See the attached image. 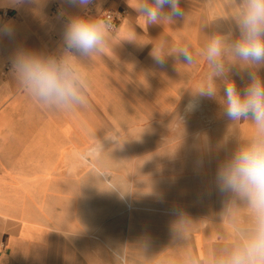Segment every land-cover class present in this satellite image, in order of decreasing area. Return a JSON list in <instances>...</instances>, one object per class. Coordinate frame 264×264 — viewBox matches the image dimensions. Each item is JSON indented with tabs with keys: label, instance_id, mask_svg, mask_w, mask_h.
<instances>
[{
	"label": "crops",
	"instance_id": "crops-1",
	"mask_svg": "<svg viewBox=\"0 0 264 264\" xmlns=\"http://www.w3.org/2000/svg\"><path fill=\"white\" fill-rule=\"evenodd\" d=\"M135 6V0H93L88 6L90 16L122 8L126 13L111 31L105 53L87 61L90 107L64 113L31 102L16 85L11 62L21 49L57 54L68 16L81 9L66 0H0V25L11 28V35L0 34V264H116L117 252L127 264H171L182 251L171 233L176 210L192 220L187 246L197 253L228 228V221L219 219L225 197L215 175L237 146L239 133L249 131L247 125L230 122L233 140L221 151L225 158H185L183 153L174 171L173 158H165L162 169L156 164L163 158L154 157L156 148L173 141L166 136L159 142L157 131L173 130L169 116L189 113L191 91L206 78L200 25L204 31L206 18H222L223 8L233 14L231 0H181L183 16L148 26ZM161 44L166 53L187 45L193 63L169 56L158 64L152 51ZM204 105L220 106L202 97L197 108ZM209 115L215 121L214 112ZM128 129L139 132L135 148L149 149L129 167L134 184L121 188L105 167L103 179L90 165L102 167L92 156L80 157L92 145L91 133L126 147L120 137ZM207 141L208 147L216 140ZM224 141L218 139L220 150ZM152 162L153 169L147 166ZM95 173L107 180L96 193ZM123 177L131 183L130 176ZM111 194L117 202H110Z\"/></svg>",
	"mask_w": 264,
	"mask_h": 264
},
{
	"label": "clouds",
	"instance_id": "clouds-1",
	"mask_svg": "<svg viewBox=\"0 0 264 264\" xmlns=\"http://www.w3.org/2000/svg\"><path fill=\"white\" fill-rule=\"evenodd\" d=\"M81 9L68 16L57 54L18 50L11 62V74L18 88L34 104L53 112L71 113L90 107V79L87 61L103 55L114 27L111 16L86 14L93 0H66ZM134 9L145 25L161 24L183 16L181 0H135ZM234 29L227 34L215 32L208 37L201 56L208 73L200 87L191 91L187 111H195L200 98L218 100L223 116L234 124H245L247 135L238 137L237 146L217 168L215 184L225 197L219 214L228 228L220 230L217 240L203 253L188 247L192 220L181 210L171 226L175 247L182 249L171 264H264V0H231ZM233 33H238L233 35ZM0 34L11 35V28L0 25ZM152 56L163 64L172 56L193 63L187 45L164 52L163 44L154 45ZM247 69V83L241 89L233 78L232 68ZM241 80L242 72H237ZM222 93V94H221ZM92 145L80 157L99 158L106 150L105 140L91 133ZM116 264H127L121 252L114 255Z\"/></svg>",
	"mask_w": 264,
	"mask_h": 264
},
{
	"label": "rangeland",
	"instance_id": "rangeland-1",
	"mask_svg": "<svg viewBox=\"0 0 264 264\" xmlns=\"http://www.w3.org/2000/svg\"><path fill=\"white\" fill-rule=\"evenodd\" d=\"M227 5V4H225ZM230 10L227 8L222 9V18L213 19L206 18L204 20V31H202V24L200 25V34L205 37V45L207 43L208 37L215 32H221L227 34L232 32L234 29V24L231 18ZM209 12V11H208ZM208 15V14H207ZM238 33H233V35H237ZM201 73H205L207 75L209 69L206 61L203 58V62L201 63ZM237 72H242L244 75V79L241 80L239 75H236ZM247 69H239L238 67L232 68L233 78L236 80L238 87L241 89L247 83ZM262 79H264V68L260 69L259 72ZM222 94V93H221ZM209 102L212 98L207 97ZM216 100V99H215ZM218 102V100H216ZM209 112H214L215 121L208 120ZM208 113V114H207ZM127 116V115H126ZM126 116H124V122H127ZM129 117V116H128ZM173 123V130L169 131H157V137L160 142L161 139H165L168 136L169 139H173L172 145L168 147H159L157 149L158 155L154 158H163L160 162H157L156 166L165 168V158H173L174 163V171L177 170V166H180L181 158H225L223 157L221 151L225 148L228 149L232 139L230 136L231 132L228 131L230 126V121H228L222 114L221 105L219 107H208L204 105L201 108H197L195 111H189L188 114H175L173 116H169V120ZM184 128V131H183ZM214 128V129H212ZM188 129V130H187ZM226 129V131H223ZM117 132L113 130L110 131V135H116ZM149 135V132H145ZM183 133L185 140L183 141ZM239 133V132H238ZM248 132L241 131L239 133L240 137L247 135ZM117 136V135H116ZM115 136V137H116ZM139 132L134 131L133 129H128L121 132V139L123 143H125L126 147L118 146L117 142L111 141L107 146H105L106 150L103 152L107 158H102L104 155H101V158L93 157L102 167H98L94 162H90V165L103 177L106 175L105 171L110 173L109 179L114 182L117 187L121 188H129L130 185H133L135 182V178L133 179V173H130L129 167L137 165L138 161L134 158H144V153L149 147H134V143L139 139ZM114 137V136H113ZM200 138V139H199ZM216 140L215 142L211 141L210 145L207 147L205 144L207 140ZM218 139L226 140L220 146L218 145ZM114 140V139H113ZM207 141V142H208ZM184 142V144H183ZM135 149H137V156L135 154ZM155 149V148H154ZM187 151V152H186ZM140 153V154H139ZM146 155V153H145ZM131 158V159H130ZM137 163V164H135ZM147 166H152L153 162L147 163ZM144 165V164H143ZM124 166V167H123ZM105 167L106 169H104ZM94 171V172H96ZM94 174V188L95 193L101 192L102 187H107L104 181L101 178H98ZM104 175V176H103ZM123 176H130V182L125 181ZM110 202H117L115 196L110 195Z\"/></svg>",
	"mask_w": 264,
	"mask_h": 264
},
{
	"label": "built area",
	"instance_id": "built-area-1",
	"mask_svg": "<svg viewBox=\"0 0 264 264\" xmlns=\"http://www.w3.org/2000/svg\"><path fill=\"white\" fill-rule=\"evenodd\" d=\"M91 12H92L91 7H89L87 9V13H91ZM125 13H126V10L124 8H122V9H118V10H105V11H102L99 16H101V17L111 16L112 23L114 25V27L112 28L111 31H113L118 26V24L120 23L121 18L123 17V15Z\"/></svg>",
	"mask_w": 264,
	"mask_h": 264
},
{
	"label": "bare ground",
	"instance_id": "bare-ground-1",
	"mask_svg": "<svg viewBox=\"0 0 264 264\" xmlns=\"http://www.w3.org/2000/svg\"><path fill=\"white\" fill-rule=\"evenodd\" d=\"M190 25H192V24H190ZM193 27H194V26H193ZM123 167H124V166H123ZM105 174H106V173H105ZM106 181H107V180H106ZM106 181H105V182H106ZM108 185L111 186V187L113 186L112 184H108ZM115 188H116V187H115ZM123 256H124V255H123Z\"/></svg>",
	"mask_w": 264,
	"mask_h": 264
}]
</instances>
